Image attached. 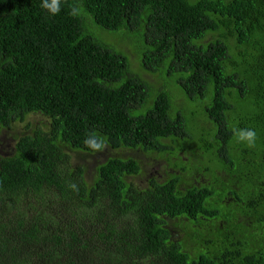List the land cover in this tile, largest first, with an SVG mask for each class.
<instances>
[{
  "label": "trees",
  "instance_id": "16d2710c",
  "mask_svg": "<svg viewBox=\"0 0 264 264\" xmlns=\"http://www.w3.org/2000/svg\"><path fill=\"white\" fill-rule=\"evenodd\" d=\"M56 2L0 0V264H264V0Z\"/></svg>",
  "mask_w": 264,
  "mask_h": 264
},
{
  "label": "rangeland",
  "instance_id": "374dc122",
  "mask_svg": "<svg viewBox=\"0 0 264 264\" xmlns=\"http://www.w3.org/2000/svg\"><path fill=\"white\" fill-rule=\"evenodd\" d=\"M89 33H91L95 38L101 37V30H98V28L94 25L90 27V30H87ZM119 34L124 33L123 31L118 32ZM135 37H141L140 34L135 35ZM118 41H120V36L117 38ZM123 40V39H121ZM126 40V39H125ZM110 42L115 43V39L111 37ZM115 45V44H114ZM125 46V45H124ZM124 49L128 52V47L125 46ZM131 60L133 63V67L137 68L138 64L135 60V57L131 55ZM145 78H148L149 80H153L150 78V75L143 74ZM195 112H193L192 116H187V121L191 125L192 123H196V120L198 119L199 110L193 108ZM146 109L143 110H136L133 113H144ZM49 126V119L40 115V114H29L26 117V120L22 123H15L13 126L8 130H3L0 135V156H5L8 154L9 151H12L14 149V144L16 142V137L21 134H29L31 133V130L34 128H42L46 130ZM64 151L70 155L71 158V164L73 166H83L85 167V179L90 184L92 179L95 176L96 166L105 161L107 158L111 156L115 157H132L137 158L140 161V164L142 165L143 169L146 170L144 173L141 174V181H139V185H144L145 180L144 177H146L149 174V171H152L151 173H154L156 171H162L163 167L165 166V162L162 160V157L159 156H147L145 157L140 151H128L126 149H119V150H112L110 148H104L96 153H83L78 150H72L68 148H64ZM150 169V170H149ZM138 180V179H137Z\"/></svg>",
  "mask_w": 264,
  "mask_h": 264
},
{
  "label": "clouds",
  "instance_id": "9594fccd",
  "mask_svg": "<svg viewBox=\"0 0 264 264\" xmlns=\"http://www.w3.org/2000/svg\"><path fill=\"white\" fill-rule=\"evenodd\" d=\"M41 6L42 8L47 9L53 14L59 11V5L56 0H53L52 3H49L48 0H42ZM255 135V132L252 130L242 131L238 134V140L240 142H246L247 144L251 145L254 143ZM86 143H88L91 147H98V145L93 144L91 141H86ZM72 187H75V185H73Z\"/></svg>",
  "mask_w": 264,
  "mask_h": 264
}]
</instances>
